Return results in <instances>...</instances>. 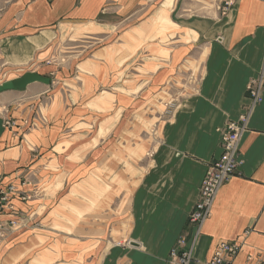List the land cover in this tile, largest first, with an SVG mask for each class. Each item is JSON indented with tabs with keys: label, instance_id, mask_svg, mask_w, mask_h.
Instances as JSON below:
<instances>
[{
	"label": "crops",
	"instance_id": "obj_1",
	"mask_svg": "<svg viewBox=\"0 0 264 264\" xmlns=\"http://www.w3.org/2000/svg\"><path fill=\"white\" fill-rule=\"evenodd\" d=\"M218 1L0 0V112L17 121L10 129L0 121V188L32 173L44 194L11 202L29 216L50 207L52 224L1 240L0 264H167L177 239L188 246L195 235L188 214L207 164L221 152L218 129L237 119L261 71L262 101L240 139L242 162L219 189L189 264H205L219 243L234 241L240 248L231 264H264V0H234L225 14ZM159 21L164 44L157 47L156 30L145 28ZM76 27L131 45L147 37L148 55L137 70L134 59L122 62L133 66L130 79L113 53L118 45L48 62L49 43ZM191 65L196 80L184 85L189 91L159 139L120 138L136 133L141 102L165 93ZM37 104L48 121L30 127Z\"/></svg>",
	"mask_w": 264,
	"mask_h": 264
},
{
	"label": "rangeland",
	"instance_id": "obj_2",
	"mask_svg": "<svg viewBox=\"0 0 264 264\" xmlns=\"http://www.w3.org/2000/svg\"><path fill=\"white\" fill-rule=\"evenodd\" d=\"M132 24H137V23H127L122 27L127 28ZM162 25L163 24H161V22L159 21V22H155L153 26L150 27L149 29L145 28V30H152V29L156 30V33H154V35L150 37V40L154 41L157 47L159 45L164 44V33H163L164 29ZM59 33L62 34L59 35L58 38L50 42L48 45L50 48H52V53L49 52L47 57L49 58V60L47 61L48 62L52 61L51 63L59 64L65 61L66 59L69 58L73 59V56L75 55L77 56L76 58H74V60L79 61L83 58L90 57L93 50L108 45L111 49V47H115L118 45L119 50H117L116 52L113 49V53L115 55L117 54L116 56L118 57L119 64L122 65L124 68H127L125 70L127 74H129V76L125 77L124 79H130L132 77L130 74L133 73V68H132L133 66H131L132 64L125 65L122 62L126 61L129 58L130 59L132 58V60L134 59L133 65L135 67V70H137L138 66L142 64V62H144L143 58H145L148 55L147 46L149 45L150 42H148L149 39L147 37H138L135 39L134 45L133 44L131 45L129 43V40H131L130 38L127 39L128 41L123 39V37L117 38L115 35L109 36L108 38L104 36L100 38V36L98 35H93V34L91 35L90 30L83 27H79V28L76 27L71 30L67 29ZM151 43L153 44V42ZM122 48H124V50H121ZM189 67H191V70L187 71L186 74H183L182 76L180 75L181 78L177 80V83L173 84L172 87H170V89L168 90L166 89L165 93L167 94V92H169L172 95L171 96L172 98L166 96L165 93H161L157 95L154 98V100L149 103L141 102V105L139 107L140 109L139 115L141 119H138V115H136L133 124L136 133H133L132 135L131 133H129L130 131L129 130L128 133L121 134L120 138H123V140L125 141H130L131 138L133 137L135 142L136 141L143 142V140H147L148 142L146 143H149L150 141L151 143H153L154 141H157L159 139L160 128L165 117L168 115L172 107L175 106L177 100L181 97V95L189 91V87H191L192 81L194 82L196 80L197 72L195 67L193 65ZM119 70L121 71V68ZM185 84L189 85V87L184 86ZM128 111L130 112L129 115L131 116V111H132L131 106L128 107ZM1 112H0L1 113L0 121H1V125L4 128L10 129L17 124L15 117L5 115L6 113H8V110L6 108L3 109ZM130 120L131 121L129 122L128 125H130L129 127L131 128L132 119ZM47 121H48L47 116L46 113L43 111V108L39 107L38 104L35 107H33L32 119L31 121H29L30 123H28V126L35 127L33 123H37L36 126L37 125L40 126V123L44 125L47 123ZM111 136H112V140L115 141L116 135L112 134ZM109 156H114V152H112V154H110ZM23 182L25 184L30 183L31 189L27 191L23 188V192H20V194L18 195V198L21 202L26 203L28 201L41 197L40 192H42V185L38 184L39 183L38 180H36L35 182V179L32 177V173H30V176L26 178L22 177L19 183H23ZM19 183L17 187L21 190L22 189L21 186L25 184L20 186ZM66 190L67 187L65 184L61 192L64 193L66 192ZM43 194L44 193L42 192V195ZM26 195L28 196V198H26ZM54 200H57V198H55ZM12 207H13L12 208L13 212L12 213L10 212L11 213L10 215L12 216L11 218L3 217V215H5L6 213H3L1 215L2 219H0V241L6 239L15 232L24 229L25 227L39 228L40 226L42 227L43 225V228L48 230L52 226L51 220L50 219L46 220L48 213L50 212L49 209L50 207L44 208L43 211L39 209L38 213H33L31 216H29L27 212L19 208L16 207L14 208V206ZM79 216L80 219H83V215L79 214ZM63 221H66V218H64ZM63 231L66 233L69 232L67 229H63ZM111 240L112 239H110L109 241L112 242Z\"/></svg>",
	"mask_w": 264,
	"mask_h": 264
},
{
	"label": "built area",
	"instance_id": "obj_3",
	"mask_svg": "<svg viewBox=\"0 0 264 264\" xmlns=\"http://www.w3.org/2000/svg\"><path fill=\"white\" fill-rule=\"evenodd\" d=\"M234 0H219L218 10L225 14ZM263 72L252 79L246 87L247 102L243 105L241 113L235 120H228L219 132V145L221 152L213 158L206 167L203 178L198 187L197 199L188 214V222L195 227V235L187 246L184 237H179L176 246L168 254L167 264H189L192 259V249L200 228L210 216L215 197L221 186L235 173L241 164L239 143L243 132L247 129V122L254 107L262 101ZM37 123H33L36 126ZM19 183V185H23ZM22 192L16 185L9 184L0 189V211L12 210V198ZM26 198L28 196L26 195ZM185 247L184 249H182ZM240 248V243L221 242L213 251L212 256L205 264H231L233 257Z\"/></svg>",
	"mask_w": 264,
	"mask_h": 264
}]
</instances>
